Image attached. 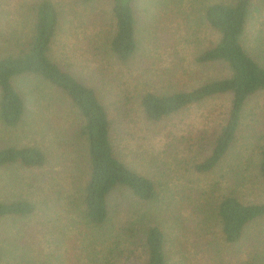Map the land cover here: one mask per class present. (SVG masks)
Wrapping results in <instances>:
<instances>
[{
  "label": "rangeland",
  "instance_id": "1",
  "mask_svg": "<svg viewBox=\"0 0 264 264\" xmlns=\"http://www.w3.org/2000/svg\"><path fill=\"white\" fill-rule=\"evenodd\" d=\"M36 1L0 0V31L8 32L12 26L20 34H31V7ZM52 1L64 17L50 53L52 59L61 65L70 60L66 63L74 69L63 66L98 92L110 115L116 156L156 182L159 201L146 204L128 192H116L110 198L112 222L117 226L112 237L107 229L87 228L78 207L88 170L83 163L73 162H81L76 148L67 150L65 159V149L52 156V149H57L63 139L76 138L79 117L49 86H40L35 78L16 80L20 94L30 99L37 93L43 105L35 109V101L28 100V115L18 128L6 130L0 125V146L41 147L52 162L43 169L17 166L0 173V202L22 199L37 206L32 218L0 221V235L9 240L2 264H145L136 240L123 242V228L132 221L137 222L132 233L139 232L138 236L147 224L163 225L168 264H244L241 251L224 245L217 223L203 224L199 208L206 211L209 203L203 191L217 196L218 186L226 189L236 179L246 184L240 190L242 201L264 199L255 149L264 147V92L247 102L236 154L228 157L225 168L211 175L187 172L186 163L204 159V149H209L207 144L225 118L229 98H215L158 124L147 122L140 109V98L146 93L191 90L209 78L212 70L199 66L196 58L220 36L206 22L204 11L210 4L234 0H139V50L124 66L107 53L102 41L112 31L110 0L90 4L95 11L75 0ZM255 5L245 46L264 65V0H256ZM62 158L72 162L71 174L63 169ZM231 165L238 172L232 176ZM224 174H228L226 179ZM187 181L201 188L197 193L200 203L192 198V203L185 200L184 207L175 209ZM258 231H264V221L253 224L251 232ZM9 246L19 247L14 251L22 252L19 256L22 259L24 254L25 260L13 262ZM129 249L134 251L132 255L128 251L123 254Z\"/></svg>",
  "mask_w": 264,
  "mask_h": 264
},
{
  "label": "trees",
  "instance_id": "2",
  "mask_svg": "<svg viewBox=\"0 0 264 264\" xmlns=\"http://www.w3.org/2000/svg\"><path fill=\"white\" fill-rule=\"evenodd\" d=\"M75 1L95 11L96 8L90 4L102 0ZM138 1L110 0L112 31L102 41L105 42L107 53L123 66L129 64L139 50L136 11ZM255 3L256 0L223 1L205 8L206 22L220 36L217 43L202 51L196 58L199 66L212 70L209 71L210 76L206 81L191 90L149 92L140 98L141 112L145 120L152 124H158L215 98L230 99L223 122L207 144L209 149H204V159L189 160L186 163L187 172L211 175L224 167L228 157L232 153L236 154L234 150L239 140L247 102L256 94L264 92V65L245 46V36ZM62 16L59 7L52 0H37L31 7V34H20L12 26L8 32L0 31V125L6 130L18 128L28 115V100L35 101V109L43 105L37 93L30 99H26L28 95L20 94L14 84L16 80L35 78L40 86H49L60 94L59 97L64 98L79 117V122L76 138L72 137L69 141L63 139L57 149H52V156L65 149L62 156L65 159L67 150L76 148L81 162H73L78 165L83 163L88 170L87 181L80 197L79 215L87 228L99 231L107 229V235L112 237L117 226L113 224L115 219L110 208V198L116 192L123 191L143 203L156 204L159 201L157 185L154 180L132 169L116 156L110 115L98 92L68 69L74 67L69 64L70 60H66L65 64L62 63L63 60H59L68 67L65 68L52 59L50 53L63 23ZM37 114L39 115L38 112ZM257 147L259 148L255 149L258 150L259 160L256 170L260 185L264 189V147ZM49 161L51 160L41 147L0 146V173L17 166L43 169ZM64 162L61 163L63 169L71 174L72 162ZM234 168L233 165L229 168L230 176L238 173ZM222 176L226 179L228 174ZM245 186L246 184L239 183L236 179L226 189L218 186L219 190H214L219 193L217 196L203 191L207 194L209 203L206 211L202 207L199 209L203 213V224L207 225L212 221L217 223L224 245L241 251L244 264H264V231H258L257 234L251 232L253 224L264 221V199L256 202L242 201L240 190ZM185 188V191L179 193L181 199H178L183 202L177 200L175 209L184 207L185 200L192 203V198L196 200L195 203H200L201 195L199 197L197 193L201 188L191 185L190 181H187ZM36 213L37 206L26 200L0 202V221L10 218L29 219ZM143 217L139 218L141 223L144 221ZM134 223L137 222H128L124 226L123 242L136 240L144 255L145 264H168V240L163 225L157 222L147 224L138 236L139 232L132 233L136 230ZM6 244H9V240L0 235V264L6 259ZM16 248L20 249L10 248L13 262L24 261V254L21 259L19 255L22 252H15ZM126 251L129 255L134 252L132 249L123 250V254Z\"/></svg>",
  "mask_w": 264,
  "mask_h": 264
}]
</instances>
